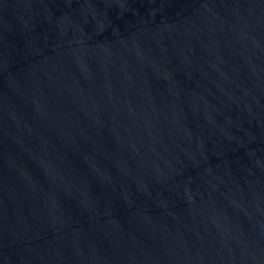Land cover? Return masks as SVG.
Instances as JSON below:
<instances>
[{"label":"water","instance_id":"water-1","mask_svg":"<svg viewBox=\"0 0 264 264\" xmlns=\"http://www.w3.org/2000/svg\"><path fill=\"white\" fill-rule=\"evenodd\" d=\"M0 264H264V0H0Z\"/></svg>","mask_w":264,"mask_h":264}]
</instances>
